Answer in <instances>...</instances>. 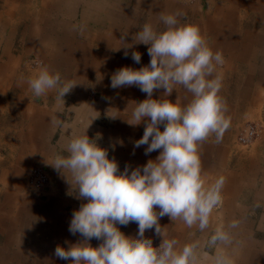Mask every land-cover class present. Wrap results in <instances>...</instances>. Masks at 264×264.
Returning a JSON list of instances; mask_svg holds the SVG:
<instances>
[{
  "label": "crops",
  "instance_id": "0c3cea01",
  "mask_svg": "<svg viewBox=\"0 0 264 264\" xmlns=\"http://www.w3.org/2000/svg\"><path fill=\"white\" fill-rule=\"evenodd\" d=\"M205 1L206 10L201 9L203 0H0V264H70L54 250L83 239L68 228L73 211L86 201L76 199L48 163L67 155V141L82 135L93 118L87 136L108 151L121 171L159 155V150L145 155L146 145L134 147L144 123L133 127L127 122L135 102L146 99V93L136 86L113 89L110 82L121 67L139 69L150 63L148 45H133L127 56L123 47L116 50L122 34L128 33L125 41L131 44L145 23L162 32L166 26L161 14L177 12L180 24L198 26L208 46L223 54L216 74L223 78L220 95L230 127L220 142L213 135L199 148L206 186L225 178L222 202L208 228L200 231L164 216L159 220L164 239L174 238L180 247L198 243L199 264H214L217 256L228 264H264V240L254 235L264 231V0ZM133 51L141 54L139 64L131 58ZM29 57L42 63L32 65ZM42 66L77 83L64 102L56 90L33 95L28 81ZM162 93L155 90L153 98H176L182 104L192 99L180 85L168 98ZM248 120L261 128L259 137L245 146L235 134ZM34 165L43 166L50 180L44 196L22 186ZM233 222L236 227H230ZM221 226L230 241L209 244ZM118 227L127 236L138 231L135 222ZM145 234L162 240L154 229ZM89 243L98 247L101 241L93 238Z\"/></svg>",
  "mask_w": 264,
  "mask_h": 264
},
{
  "label": "clouds",
  "instance_id": "9594fccd",
  "mask_svg": "<svg viewBox=\"0 0 264 264\" xmlns=\"http://www.w3.org/2000/svg\"><path fill=\"white\" fill-rule=\"evenodd\" d=\"M180 15L161 14L160 21L166 26L162 32L145 23L131 44L125 41L128 33H123L116 50L123 47L127 56V49L133 45H148L150 63L139 69L121 67L110 82L113 89L136 86L146 93V99L135 102L127 122L133 127L144 123L143 135L134 147L146 145L145 155L157 150L159 155L131 170L126 165L121 171L115 159H109L108 151L87 136L93 118L82 135L67 141V155H58L48 163L65 178L75 198L86 201L73 211L68 228L72 235L79 233L83 239L67 249L57 246L54 255L59 259L69 260L70 264H199V244L180 247L176 239H164L159 220L168 216L189 228H208L213 210L222 202L225 178L219 177L206 186L199 148L213 135L220 142L230 127V117L220 95L223 78L216 74L217 65L224 63L223 54L208 46L198 26L180 24ZM131 58L139 64L141 54L133 51ZM28 84L35 97L56 90L63 102L77 85L62 80L59 72H51L46 66ZM177 85L192 94L189 103L153 98V92L159 89L170 97ZM54 124L61 126L58 120ZM132 222L138 225L135 237L125 235L118 227ZM230 227H236V222ZM152 229L162 237L158 247L145 237L146 230ZM93 238L101 241L98 247L89 243ZM229 241V232L221 226L209 244ZM214 264L228 261L217 256Z\"/></svg>",
  "mask_w": 264,
  "mask_h": 264
},
{
  "label": "built area",
  "instance_id": "2783aa9c",
  "mask_svg": "<svg viewBox=\"0 0 264 264\" xmlns=\"http://www.w3.org/2000/svg\"><path fill=\"white\" fill-rule=\"evenodd\" d=\"M186 2H192L193 0H185ZM259 133V128L257 124L249 123L247 125H244L240 131L237 133V142L241 145H249L258 135ZM47 173L45 171V168L43 166H38L34 167L31 170V173L29 174L28 177V182L30 185H32L34 188L38 190H43L44 187L47 184ZM133 235V237H135ZM146 238H151L153 241V246L158 247L159 244L161 243L157 239L153 238L152 236L145 234Z\"/></svg>",
  "mask_w": 264,
  "mask_h": 264
},
{
  "label": "rangeland",
  "instance_id": "374dc122",
  "mask_svg": "<svg viewBox=\"0 0 264 264\" xmlns=\"http://www.w3.org/2000/svg\"><path fill=\"white\" fill-rule=\"evenodd\" d=\"M204 2L202 3V10H206L207 9V5H206V1L205 0H203ZM29 60H31V63L30 64H32V65H35V66H38L40 63H42L41 62V60H39L38 58H36V57H33V58H30L29 57ZM249 123H253V124H257L258 125V128H259V132H260V128H261V124L259 123V122H257V121H252V120H248V121H245L239 128H238V130H237V132H236V134L235 135H237V133L240 131V129L244 126V125H247V124H249ZM259 137V133H258V135L256 136V138L255 139H257ZM254 139V140H255ZM253 140V141H254ZM252 141V142H253ZM3 152H1V150H0V158H2L3 157ZM38 166H40V165H34V166H32L29 170H28V173H27V176H26V178H25V180L23 181V183H22V186H23V188L24 189H26L27 191H30V192H32V193H35V194H38V195H41V196H44L43 195V193H46V189H47V186L49 185V183H50V180H49V177H48V174H47V184H46V186L44 187V189L43 190H38V189H36V188H34L32 185H30V183L28 182V177H29V174L31 173V170L34 168V167H38ZM45 171H46V169H45ZM47 173V172H46ZM2 185H0V187H1ZM3 187V186H2ZM255 230V229H254ZM254 235L256 236V237H258L259 238V240L261 241V240H264V231L262 232V234L261 233H258V231L257 232H255L254 233ZM259 241V242H260ZM262 243V242H261ZM29 257H31V255H29ZM32 258H30V260H31ZM32 261V260H31ZM31 263V262H30ZM32 264H35L34 262L32 263Z\"/></svg>",
  "mask_w": 264,
  "mask_h": 264
}]
</instances>
